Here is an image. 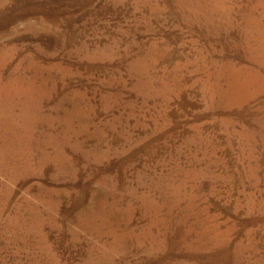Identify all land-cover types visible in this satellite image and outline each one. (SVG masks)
<instances>
[{"label": "rangeland", "instance_id": "374dc122", "mask_svg": "<svg viewBox=\"0 0 264 264\" xmlns=\"http://www.w3.org/2000/svg\"><path fill=\"white\" fill-rule=\"evenodd\" d=\"M0 264H264V0H0Z\"/></svg>", "mask_w": 264, "mask_h": 264}]
</instances>
